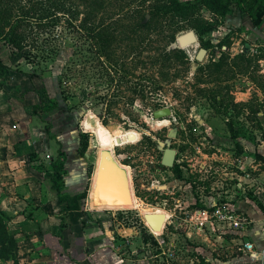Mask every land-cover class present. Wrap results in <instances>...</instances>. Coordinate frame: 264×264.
Listing matches in <instances>:
<instances>
[{
  "label": "rangeland",
  "instance_id": "obj_1",
  "mask_svg": "<svg viewBox=\"0 0 264 264\" xmlns=\"http://www.w3.org/2000/svg\"><path fill=\"white\" fill-rule=\"evenodd\" d=\"M200 14L209 24L218 21L206 11ZM220 27L205 33L202 42L197 37L196 44L183 49L187 57L184 66L176 57L166 63L170 66L166 70L169 80L160 81L157 94L150 98L160 102L163 108L168 107L171 110L169 117L152 119L145 111L146 106H151V100L144 101L124 88L118 92L117 104H113L110 111L106 112L108 108L102 102L103 95H86L88 76H93L92 83L101 84L98 66L86 68L88 73L82 72L77 86L70 88V92L76 94L66 95L65 105L59 100L63 107L60 114L69 113L70 124L77 130L78 136L80 134L87 138L83 156L86 168L92 167L93 174L95 167L91 190L82 206L85 205L91 215L101 213L98 215H102L104 227L111 232L127 230L125 235L135 238V233L139 237L146 229L154 239L160 235L159 238L166 242L162 245L165 256H157L162 264H191L195 254L186 251L185 245L190 242L185 232L194 229L202 234L203 231L187 226L184 214L197 206L211 205L219 198H229L225 191H232L234 179L241 178L245 172L250 175L247 187L252 189L254 176L258 179L255 199L249 195L247 200L257 203L264 210V161L257 154L258 146L264 144V94L259 87L260 80H264V42L245 34L243 27H228L224 30ZM188 31L195 34L194 30H183L177 33L176 38ZM56 35L62 37L59 40L60 48L51 59L28 63L27 59L20 60L17 56L12 59L4 56L13 72L32 76L28 80L45 95L47 107L55 104V95L61 96V73L73 51L68 34L56 32ZM158 39V44H154L153 49L145 51L140 57L141 60L146 58V68L138 67L135 75L145 72L152 74L154 71L150 68L151 57L160 55L166 45V39ZM201 48L207 53L196 71L191 73V64L195 62L194 57ZM218 62L220 69L214 65ZM78 69L81 70L82 66ZM35 89L31 92L35 93ZM99 90H102L100 85ZM132 98L134 102L130 105L128 101ZM104 118L106 125L102 123ZM45 122L50 123L48 120ZM230 127L236 130V138L231 136ZM127 130L136 131L140 140L134 143L137 135L127 134ZM172 133L171 148L176 151L173 166L177 165L182 171L179 179L171 172L172 168L161 166L162 153L157 150L156 144L157 140L164 141ZM147 137L151 144L147 142ZM105 151L114 153L128 177L129 189L134 194L132 196L130 192L128 206L109 207L100 204V198L117 193L108 180L102 183V190H98L99 163ZM207 165H211L213 170H206ZM77 175L83 176V171L79 169ZM135 186L142 195L141 199L135 195ZM120 210H127L125 218H121ZM114 213L116 216L112 217ZM144 214L165 216L162 233L153 231L143 221ZM213 231L218 230L212 227ZM150 249L152 254L161 252L157 243L150 245Z\"/></svg>",
  "mask_w": 264,
  "mask_h": 264
},
{
  "label": "crops",
  "instance_id": "obj_2",
  "mask_svg": "<svg viewBox=\"0 0 264 264\" xmlns=\"http://www.w3.org/2000/svg\"><path fill=\"white\" fill-rule=\"evenodd\" d=\"M228 27H243L245 34L264 42V20L255 27L246 14L234 10L226 15L220 29ZM34 89L27 76L17 77L12 72L0 89V209L10 219V229L16 231L18 263L162 264L137 233L138 238H133L125 235L127 230L111 232L104 227L103 217L98 215L101 213L91 215L85 205L73 203L66 207L57 200L51 188V161L58 150L66 156L62 195L74 196L86 186L89 193L94 171L88 180L84 158L77 154L79 137L70 124L71 115L60 114L63 107L59 100L64 105L66 101L55 95V108L46 111L45 107L41 116L34 115L32 107L40 97L45 104L48 102L38 89L32 93ZM45 127L49 128L48 134ZM258 148L257 154L264 158V144ZM79 169L83 176L77 175ZM254 177L249 194L253 199L258 191V179ZM231 208L248 218L247 229L238 235L223 231L216 234L207 224L202 234L194 229L186 231L190 242L185 245L186 251L195 254L191 264H197L200 258L206 264H264V210L248 201L247 196L234 199ZM246 241L253 244L254 256L239 251L238 244Z\"/></svg>",
  "mask_w": 264,
  "mask_h": 264
},
{
  "label": "trees",
  "instance_id": "obj_3",
  "mask_svg": "<svg viewBox=\"0 0 264 264\" xmlns=\"http://www.w3.org/2000/svg\"><path fill=\"white\" fill-rule=\"evenodd\" d=\"M234 10L246 14L255 27H259L264 20V0H0V89L6 84L10 72L17 74L9 69L4 56H17L20 60L27 59L28 63L46 61L56 56L60 48L59 40L62 37L57 36L56 32H65L72 42L73 51L61 73V96L64 101H67L66 95L76 94L70 92V88L77 86L82 72L88 73L86 68L98 66V80L102 90L100 92L97 83H92L93 76H88L85 83L87 97L103 95L101 98L108 108L107 112L113 104H117L118 92L124 88L144 101L151 100V106L145 107V111L151 115L154 110L164 107L150 97L157 94L162 81L169 80L166 70L170 66L166 63L172 57H176L182 66L186 62L184 50H166L170 43L175 42L177 33L194 30L202 42V36L220 27L226 15ZM201 11H206L218 21L209 24L202 19ZM158 38L166 39V45L160 55L151 57L150 68L154 71L152 74L145 72L135 75L138 67L146 68V58L141 60L140 57L145 51L153 49L154 44H158ZM214 65L217 69L221 67L219 62ZM79 66H82L81 70ZM20 74L32 79L31 75ZM71 80L74 81L70 83ZM259 87L264 94V80H260ZM133 100L128 101L130 105ZM55 105L47 107L43 97H40L39 102L33 105L32 112L41 116L45 107L49 111ZM102 123L107 124L105 118ZM45 131L48 134L49 128L45 127ZM229 131L236 138V130L230 127ZM127 134L137 135L134 143L140 140L134 130H127ZM80 136L81 147L77 148V154L83 157L88 141L85 136H81V140ZM146 139L151 144L149 137ZM65 160V153L58 150L51 161V188L56 192L57 200L66 203V207L73 203L84 204L87 186L74 196L62 195L60 192L64 183ZM171 172L178 179L182 177V171L177 165L172 167ZM91 174L92 167H87L88 180ZM134 190L136 197L141 199L142 195L136 186ZM9 221L0 209V261L19 264L16 231L10 229ZM60 221L63 222L64 217ZM62 230L61 227L60 238ZM140 237L145 244L156 245L155 239L146 229ZM197 264L206 263L200 258Z\"/></svg>",
  "mask_w": 264,
  "mask_h": 264
},
{
  "label": "water",
  "instance_id": "obj_4",
  "mask_svg": "<svg viewBox=\"0 0 264 264\" xmlns=\"http://www.w3.org/2000/svg\"><path fill=\"white\" fill-rule=\"evenodd\" d=\"M197 43V36L193 31H188L182 35H179L175 42H172L167 47V51L171 50H183L191 45ZM243 52H246L245 50ZM207 51L205 49H199L197 54L194 57L195 62L191 64V73H194L199 66V63L205 57ZM171 115V110L166 107L163 109L154 110L151 113V117L154 120L164 119ZM174 137V134H170L168 139L164 141H156L157 150L162 153L161 166L167 169H171L174 164L176 152L171 148V138ZM116 160L114 153L111 154L110 151H105L102 153L101 163H99V178H98V190L100 189L105 180H108L113 187H115L117 193L113 196L105 195V197L100 198L101 206L109 207H123L128 206L130 203V192L132 196L134 195L132 190L129 189L127 175L124 170L121 169L122 164ZM95 173V169H94ZM131 183V181H130ZM120 188L123 190L121 191ZM143 221L148 224V226L153 231H163L165 227V216L163 214H144Z\"/></svg>",
  "mask_w": 264,
  "mask_h": 264
},
{
  "label": "built area",
  "instance_id": "obj_5",
  "mask_svg": "<svg viewBox=\"0 0 264 264\" xmlns=\"http://www.w3.org/2000/svg\"><path fill=\"white\" fill-rule=\"evenodd\" d=\"M207 166L208 167L206 170H213L211 165ZM234 180L235 181L231 186L232 191H225L226 195L229 194V198H219L217 201L215 200V202L210 206L203 204L204 208H195L186 212L184 214V223L187 226H193L198 231H204L203 229L207 224L211 227H216L218 232H226L225 234L238 235L245 231L249 224V220L247 217H245V215L233 210L231 208V203L234 199L236 200V198L243 196L245 197L250 194L252 189L247 187L248 181L250 180V175L245 172L241 178H236ZM119 212L121 214V218H125L127 216V210H120ZM112 216L115 217L116 213H114ZM215 233L217 234V231ZM159 237L160 235L155 237L156 243L158 244L159 250L161 251L157 256H165V252L162 248V245H164L165 242ZM238 249L239 251L248 253L251 256L255 255L254 246L248 241L238 244Z\"/></svg>",
  "mask_w": 264,
  "mask_h": 264
},
{
  "label": "flooded vegetation",
  "instance_id": "obj_6",
  "mask_svg": "<svg viewBox=\"0 0 264 264\" xmlns=\"http://www.w3.org/2000/svg\"><path fill=\"white\" fill-rule=\"evenodd\" d=\"M218 104H221V102L219 101V103ZM176 152V151H175ZM175 157H176V155H175ZM175 161V160H174Z\"/></svg>",
  "mask_w": 264,
  "mask_h": 264
},
{
  "label": "bare ground",
  "instance_id": "obj_7",
  "mask_svg": "<svg viewBox=\"0 0 264 264\" xmlns=\"http://www.w3.org/2000/svg\"><path fill=\"white\" fill-rule=\"evenodd\" d=\"M157 232H160V231H157Z\"/></svg>",
  "mask_w": 264,
  "mask_h": 264
}]
</instances>
